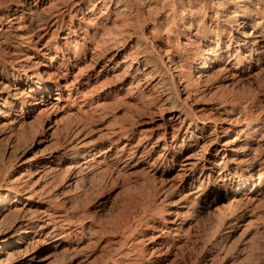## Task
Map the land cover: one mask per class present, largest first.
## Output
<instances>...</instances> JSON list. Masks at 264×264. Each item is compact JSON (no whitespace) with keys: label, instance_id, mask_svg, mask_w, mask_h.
Segmentation results:
<instances>
[{"label":"bare ground","instance_id":"obj_1","mask_svg":"<svg viewBox=\"0 0 264 264\" xmlns=\"http://www.w3.org/2000/svg\"><path fill=\"white\" fill-rule=\"evenodd\" d=\"M153 13L163 15L157 21L169 32L150 46L143 24ZM261 72L264 0L0 1L2 137L49 110L70 119L100 114L120 96L136 103L127 123L104 131L106 138L81 118L58 131L50 125L59 134L55 149L28 157L27 149L7 150L13 160L0 167V264H126L132 251L161 264L164 248L194 229L195 213L226 201L259 200L264 101L213 95L251 83ZM48 120L31 140L38 149L48 142ZM111 166L118 173L145 174L162 189L138 215L142 237L130 232L138 228L132 225L130 234L112 241L117 252L109 256L102 241L109 231L96 221L106 198L81 212L76 201L83 180ZM64 174V186L54 187ZM245 213L228 215L216 244L224 243Z\"/></svg>","mask_w":264,"mask_h":264},{"label":"rangeland","instance_id":"obj_2","mask_svg":"<svg viewBox=\"0 0 264 264\" xmlns=\"http://www.w3.org/2000/svg\"><path fill=\"white\" fill-rule=\"evenodd\" d=\"M155 13H153L150 16V18L149 16H147L146 18L147 23L143 24L145 30L143 28L138 29V31H142V30L147 31L148 33L147 38L149 40L148 45L150 46L157 45L160 39L164 38L163 36H165V38L167 37V34L169 32V28L166 32H164L166 28L165 25L157 21L158 19L160 20L161 16L163 15L158 13L159 16L155 17ZM152 27H154L156 30H154V32L152 31L151 33L150 28ZM161 31L164 34H162ZM212 75L214 77L216 76V73H213ZM219 81L220 78H217V81L212 80V82H210V85L214 86V84H216ZM236 82L238 81L236 80ZM232 85L233 84L228 85L227 87L225 86V88L223 87L224 90L223 89L221 90L224 92L219 90L220 92L217 91L218 93L217 92L215 93V95L216 94L217 95L216 96L213 95V96L216 98L218 97L217 99H219L220 97H224L225 95H227L225 97H228L229 100L232 99L234 100L235 98V100L237 101H239L238 99L245 100L247 98H250L252 100L255 98L258 101L260 100L261 102L264 101V72H261L259 77L257 78L255 77L254 79H252L251 83L249 82L246 83L245 85L238 82V84L236 83L235 85L233 86ZM214 92L212 91L211 93ZM210 94L208 95L211 98L207 96L208 99H214V97L211 96ZM127 100L128 99H126L125 97L120 96V100L118 99L111 101L110 104H108L109 107H107L100 114L99 112H96L97 114L96 115L95 112L93 111L89 112L87 115L84 116L82 113H75V115L71 116L70 119H66L67 118L66 116L61 117L63 114L58 115L52 112L51 110H49L46 111L41 118L39 117L38 121L32 120V122L22 126L18 130V132H15L14 135L11 136L10 138L2 137L0 135V163H1L0 167L2 166V168H5L4 166L6 165V168H9L8 166L12 164L11 162L13 158L12 160L8 158V156L6 155L8 153L7 150L10 149L12 150L13 148H16V146L18 150L21 152L26 149L28 150L26 157H28V155L31 156L34 153L50 151V149L53 148L55 149L57 147V144L55 143L54 140L59 138L58 137L59 134L57 133L54 134L53 130L56 131L57 129L58 131V129L63 128L64 126H66V124H70V123L75 125V123H77L81 118L85 119L89 124V126L92 125L91 128L94 129H97V127L100 128L97 131H101L102 134L101 136H104V138L108 137L107 134H103V133L111 130L112 127H115L119 124L122 123L126 124L127 120L130 119L129 117L130 114L128 112L129 106L136 103L135 102L130 103V101L128 100L129 101L128 102ZM141 108L142 106H138L139 111ZM134 109L138 111L136 106H134ZM143 110L145 111L144 108L141 109V111ZM124 119H127L126 122ZM46 120L49 121L46 122V129H48L47 134L49 136L47 137L49 138V140L47 138L48 142L45 143L47 146L45 144L42 145V147L45 150L42 147H39L38 149V147L33 146L31 144L32 143L31 140H33L34 138V133L38 131L40 127L44 124L42 122H45ZM56 120L57 123L56 122L54 123V121ZM50 125L54 126L53 130H52L53 128L52 126H51L52 128L49 129ZM99 133L100 132L96 134L97 137L98 135H100ZM32 135L33 137L31 139L30 136ZM261 135L264 136V132H261L258 135V137H262ZM56 136L58 138H56ZM50 140L53 142V144L50 143L51 142ZM13 141H18L19 143ZM15 143L18 145H15ZM11 145L14 146L11 147ZM263 146H264V142H263ZM5 159H7L8 161ZM174 174H176L175 171L172 172L170 176H175ZM58 179L59 180L56 181L57 183L53 184L54 187L64 186V184L67 181L65 174L63 176L61 175V177H59ZM83 181L84 182H82L81 186L78 188V189L81 188L80 189L81 192L80 191L79 192L80 194L82 193L83 196H81L82 198L80 197V199H78L79 203L76 201V204L78 205L75 204L76 208H78L77 209L78 212H81L83 209H85L86 207L84 206L87 205L88 206L91 205L92 207H94L95 205L94 203H96L99 197L106 198L107 204L102 211L97 212L98 218L96 219L97 224L99 223L98 224L99 226L105 227V229L109 231V235L108 234L104 235V238L102 240L103 243L105 244H107L108 242L109 250L107 249L108 251L107 252L105 251L106 254H108L109 256H111L110 255L111 252L116 254L117 251L114 252L115 248L112 249L110 248V246L113 247L111 245L112 241L116 240L115 238H121L122 237L121 235H123L124 231L125 232L127 231L128 234H130V232L132 233L135 232L134 234H136L138 237H142L141 236L142 228L139 226H141L143 218L140 217L141 218L140 219L138 215L141 216L142 214L141 212H143L142 207L144 206V204H146V202L151 203L152 201L155 200L157 194L156 191L158 190L161 191L162 188H160L161 186L158 185L157 182L156 184L152 178H149L145 174L138 173V174L127 175L123 173H118L117 170L113 168V166L107 167V169H104L99 173L97 172L96 174L91 173ZM250 188H253L252 183L250 185ZM165 192H168V190H166ZM165 192L164 190L162 191V193ZM167 196H169V194ZM169 199L174 200L175 198L171 196ZM208 202L209 199L207 197L205 198V203ZM157 203L158 202H156L155 204ZM224 203L225 204L222 203L221 205H219L220 208H217L215 210H211L205 213H197V214L195 213L193 217L195 220L194 221L195 226H193L194 229H191L190 233L186 232L183 236H181L182 239L180 238L181 239L180 242L175 241L176 243L174 244V246L173 244H171L172 246L169 245V249L164 248L162 252L165 261L161 264H264V194L259 198V200L255 202L243 199L240 200L239 202L226 201ZM82 204L84 208L82 209L80 208L79 210V207L80 205L82 207ZM163 207L161 209H163ZM243 211L244 212L246 211L244 218L240 219L239 220L240 222L238 221L236 223L234 228L230 231L229 236L224 240V243L222 242L216 244L218 238H220L223 235V233L226 231L225 225L223 224H226L229 216L237 215ZM133 216L134 218L137 216V218L133 220L134 219ZM128 219L129 222L127 221ZM139 219L140 221H137ZM127 222H128V226H126ZM134 224L135 226L138 225V228L132 231V229H135V228H131L132 225L134 227ZM130 228L131 231L129 232ZM124 243H123L125 245L124 247L127 248L129 244H127L126 242ZM209 250H213V252L209 256L210 259L209 263H207L205 262L204 259L207 258L206 254L207 252H209ZM113 253L112 255H114ZM138 254L142 255V253L139 251L130 252V254H128L129 255L128 257L133 260L129 261L126 264H131V263L155 264L154 262H152L149 255L143 254V256L141 257L143 259L141 260ZM97 263L99 264V262Z\"/></svg>","mask_w":264,"mask_h":264}]
</instances>
